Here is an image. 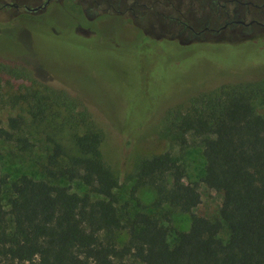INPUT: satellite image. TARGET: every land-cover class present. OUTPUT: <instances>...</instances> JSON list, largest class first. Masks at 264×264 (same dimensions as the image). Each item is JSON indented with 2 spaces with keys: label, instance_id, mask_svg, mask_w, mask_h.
Listing matches in <instances>:
<instances>
[{
  "label": "rangeland",
  "instance_id": "obj_1",
  "mask_svg": "<svg viewBox=\"0 0 264 264\" xmlns=\"http://www.w3.org/2000/svg\"><path fill=\"white\" fill-rule=\"evenodd\" d=\"M97 1L99 5L93 0H69L63 7L51 4L37 19L23 17V22L0 29V59L4 61H0V126L15 119L17 135L30 143L22 149L16 141H0L1 173L10 181L21 175L46 180L52 170L49 156L54 142L68 154L75 153L70 130L61 125L62 109H51L42 124H33L21 95L36 92L39 98H65L67 104H75L76 111H84L102 135L99 150L118 181L114 194L121 220L137 212L158 216L168 210L152 206L151 187L135 188L138 162L162 153H169L182 168L184 183H198L201 202L192 212L218 218L222 198L200 181L204 158L198 140L188 137L186 144H180L168 130L165 114L186 110L190 99L210 83L212 88L219 82L264 77L263 29L253 26L251 35L237 39L206 33L187 43V32L178 36L167 31V21L155 14L123 19L103 14L104 0ZM71 3L77 5L78 32ZM87 9L90 20L84 18ZM183 20L196 30L205 22ZM252 104L264 118L261 101ZM50 182L81 196L91 195L80 180ZM170 216L178 231L188 230V214L171 212ZM227 235L223 229L220 237L225 241ZM110 237L118 246L127 241L125 231ZM126 263L143 264L131 257Z\"/></svg>",
  "mask_w": 264,
  "mask_h": 264
},
{
  "label": "trees",
  "instance_id": "obj_2",
  "mask_svg": "<svg viewBox=\"0 0 264 264\" xmlns=\"http://www.w3.org/2000/svg\"><path fill=\"white\" fill-rule=\"evenodd\" d=\"M209 86L199 89L186 110L167 111L165 121L180 144L188 137L198 140L204 158L200 181L222 198L213 220L192 212L201 202L198 183L183 182L182 168L169 153L141 159L134 175L135 188L153 189L152 206L168 210L121 220L118 181L102 160V135L87 114L65 98L22 94L33 124L62 109L61 125L70 130L75 153L54 142L46 180L21 175L10 181L0 170V264H127V257L143 264H264V118L252 104L260 100L264 106V77ZM17 129L9 118L0 126V141L28 149ZM61 179L80 180L95 198L50 182ZM171 212L190 216L187 231L173 226ZM119 231L127 233L122 246L110 237Z\"/></svg>",
  "mask_w": 264,
  "mask_h": 264
},
{
  "label": "flooded vegetation",
  "instance_id": "obj_3",
  "mask_svg": "<svg viewBox=\"0 0 264 264\" xmlns=\"http://www.w3.org/2000/svg\"><path fill=\"white\" fill-rule=\"evenodd\" d=\"M93 1L100 4L97 0ZM65 3H69V0H0V16H5V19L0 18V29L17 21L23 22V17H39L51 4L63 7ZM71 4L75 11V30L78 32L80 25L76 21L77 5ZM104 5L101 10L103 14L116 15L123 19L155 14L167 21L164 23L167 31H175L178 36L187 32V43L198 40L206 33L213 37L225 35L228 39L249 36L253 33V26L262 28L261 35H264V0L261 3L255 0H104ZM88 10L84 17L86 20L91 19L87 17ZM185 17H190L199 24L202 20L205 22L196 30L192 24L183 20ZM260 17L263 22L259 21Z\"/></svg>",
  "mask_w": 264,
  "mask_h": 264
}]
</instances>
